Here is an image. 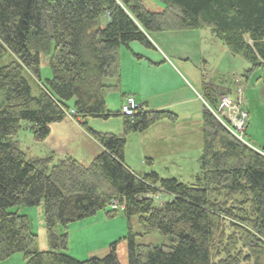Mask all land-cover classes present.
<instances>
[{"label": "trees", "instance_id": "obj_1", "mask_svg": "<svg viewBox=\"0 0 264 264\" xmlns=\"http://www.w3.org/2000/svg\"><path fill=\"white\" fill-rule=\"evenodd\" d=\"M157 1L164 11H149L141 0H0V60L15 58L0 68V263L21 253L24 264H120L117 242L104 258L80 261L68 254L70 227L101 212L114 218L119 212L108 208L116 203L128 220V264H261L264 149L243 143L223 126V116L207 111L198 184L136 174L124 162L127 137L176 116L143 107L134 116L115 113L106 96L120 88L123 46L153 48L148 35L205 28L249 64L247 83L255 72L264 83V0ZM42 56L50 58L53 71L45 82ZM27 73L42 83L38 96ZM107 79L115 83L107 85ZM72 109L102 152L89 166L70 157L28 159L16 140L24 127L30 124L34 140L43 143L51 125ZM113 117L123 119V133H100L86 124ZM163 194L170 200L156 204ZM40 204L47 252L39 251L29 217L11 212ZM153 233L168 242L137 243Z\"/></svg>", "mask_w": 264, "mask_h": 264}, {"label": "rangeland", "instance_id": "obj_2", "mask_svg": "<svg viewBox=\"0 0 264 264\" xmlns=\"http://www.w3.org/2000/svg\"><path fill=\"white\" fill-rule=\"evenodd\" d=\"M141 1L146 9L152 12H162L166 8L157 0ZM100 23L105 26L107 18L102 17ZM148 38L153 48H146L140 43H132L128 47L121 48L120 88L110 91L106 96L108 109L115 113L121 112L124 115L134 116L143 107L147 111H170L176 116L175 121H160L143 133H134L127 137L125 160L137 174H146L147 172L144 171L154 169L163 179H177L188 185L198 184L201 174L199 157L203 148L204 111L211 113L209 110L211 108L215 111L221 110L223 98L228 97L234 101L241 93L243 99L239 101L245 103V110L249 116L247 131L242 139L230 132L243 143L255 149H264V83L259 80L260 72H255L247 83L244 75L250 67L249 64L242 57L228 51L229 49L209 28L154 33L148 35ZM49 59L48 56L41 57L42 82L53 77ZM156 59L160 61L168 59L175 70L170 71L165 64L155 67L153 63ZM14 60L12 55L5 56L0 60V68ZM27 78L33 95L38 96L43 88L42 83L28 73ZM205 86L212 90V93L209 89L205 90ZM207 91L215 95V99L219 101L218 108L210 102ZM123 94L128 97H124L122 104ZM129 99L134 100L137 105L135 111L132 110V113L135 112L133 114H126L123 111ZM72 103L74 102L70 103L71 106H73ZM143 103L145 106L140 107L139 105ZM167 105L171 106L160 110L156 108ZM4 106L5 92L0 90V109ZM65 120H70L79 127L83 126L82 119L77 116L74 109L67 112ZM91 120L101 124L102 133H123L121 117H113L106 121ZM24 128L18 135L22 138V149L26 151L28 144L31 146V150L27 152L28 159L40 158L37 156L40 155L37 149L39 143L34 140L31 125L27 124ZM150 140L154 141V147L157 148V153L153 156L152 168L148 167V158L145 154V151L151 148ZM157 197L158 199H154L156 204L170 200V197L165 194ZM111 207L108 210L112 209ZM117 211L119 213L114 218L108 219L106 216L105 218L114 225L112 230L122 233V237H127L128 220L121 209ZM11 212H18L29 217L32 231L38 237L39 251L47 252L48 240L43 204L36 207H15L11 209ZM134 222V228L140 229L138 221L134 220ZM81 224L86 228H79L72 232V226L70 227L68 254L80 261H86L90 257V251L102 247L105 240L101 234L105 235L108 230L102 226L89 230V218L75 223L73 227ZM167 242L168 240L159 233L137 239V243L145 245H162ZM44 243L46 248L42 250ZM122 246H124V255ZM127 253L128 242L124 239L117 246L120 264L125 257L128 259ZM260 263L264 264V256L261 257ZM0 264H24V256L21 253L16 254Z\"/></svg>", "mask_w": 264, "mask_h": 264}, {"label": "crops", "instance_id": "obj_3", "mask_svg": "<svg viewBox=\"0 0 264 264\" xmlns=\"http://www.w3.org/2000/svg\"><path fill=\"white\" fill-rule=\"evenodd\" d=\"M166 62H169L168 59H165L163 61L160 60H154L153 65L155 64V67H160L162 65L165 64V67H167L170 71H174L175 68L171 65V63L169 62V64H166ZM107 85H113L115 83L114 80L112 79H107L106 81ZM241 92V91H240ZM122 101L121 103L123 104L124 102V97H128L125 96V94L122 95ZM133 97V96H132ZM242 93L241 95H239V97L235 98V101H239L242 98ZM137 99H135L136 101ZM138 102V101H136ZM73 104V103H72ZM141 106H145V104L143 103V105H139ZM171 105H167V106H161V107H156L160 109H166L167 107H170ZM156 108H153L154 110H156ZM205 114V111H204ZM204 116V115H203ZM87 126L91 129L94 130L96 132H100L102 133L101 130L102 126L101 124H99L98 122H94L93 120H87L86 121ZM112 134H114L113 132H110ZM115 134H120V133H115ZM16 140L20 143L21 148H23L22 144V138H20V136H17ZM150 145L151 148H149L147 151H145L146 157L147 159V164L149 168H152V162H153V156L154 153H157V148L154 147L155 143L153 140H150ZM146 144V141H145ZM39 149V156L40 158H47L49 156H56L58 158H64V157H70L73 158L74 160L78 161L79 163H81L84 166H89L93 160L102 152V147L101 145L90 135V133L82 126H78L77 124L75 125L73 122H71L70 120H64L61 123H57V124H53L51 125V133L48 137V139L43 142V143H39V146H37ZM31 150V146L30 145H26V151L23 149V151H25V153L27 154V152H29ZM203 156V148L201 151V155L199 157V164L201 161V158ZM124 162L126 164V166L134 173L137 174V172H135L127 163L126 160L124 159ZM201 169V168H200ZM147 172L146 174H151V173H156L159 175V177L161 178L160 174L154 170V169H150L148 171H144ZM105 214L102 213H98L97 215H95L92 218H89V230L92 229H96L97 226H102L105 229L108 230V233L101 234V237L103 238V240H105V242L103 243L102 247L99 248L98 250L95 251H90L89 252V259L90 258H104L105 256L108 255L109 253V249L110 246L113 243H121V241L126 238V236L122 237V233H118L115 232L114 230V225L111 224V222H109V217L108 219L105 218ZM107 217V216H106ZM134 220L137 219H133L132 220V228L133 231L138 234L140 232V229H136L134 228L135 226V222ZM138 221V220H137ZM85 229L86 227L83 226V224L78 225V226H72V232L76 231L77 229ZM120 237V239L118 240V238ZM46 248L45 243L44 246L41 247L42 250H44ZM122 248V252L124 255V246L121 247ZM128 254V253H127ZM126 256V255H125ZM76 259V258H75ZM78 260V259H77ZM128 259L127 257H125L123 259V261H121V264H127Z\"/></svg>", "mask_w": 264, "mask_h": 264}, {"label": "built area", "instance_id": "obj_4", "mask_svg": "<svg viewBox=\"0 0 264 264\" xmlns=\"http://www.w3.org/2000/svg\"><path fill=\"white\" fill-rule=\"evenodd\" d=\"M236 103V104H234ZM127 106L123 107V111L126 114L135 113V109L137 108L134 100H130L126 103ZM134 109L133 113L132 110ZM211 113L214 116V109L211 108ZM222 111H223V126L227 128L229 131L233 132L239 139L244 137V133H246V126L249 121V116L246 113L243 102L233 101L228 97L222 99ZM74 114V112H73ZM158 199V197H155ZM112 210H124V206H118L116 203L112 204Z\"/></svg>", "mask_w": 264, "mask_h": 264}, {"label": "bare ground", "instance_id": "obj_5", "mask_svg": "<svg viewBox=\"0 0 264 264\" xmlns=\"http://www.w3.org/2000/svg\"><path fill=\"white\" fill-rule=\"evenodd\" d=\"M145 3H146V2H145ZM154 3H155V2H154ZM156 4H157V3H156ZM156 4H155V5H156ZM36 86H37V85H36ZM234 101H235V100H234ZM241 102H242V101H241ZM221 103H222V101H221ZM218 113H219V115L223 116V111H222V109H221V110H218V111H215V110H214V114H215L216 117H218Z\"/></svg>", "mask_w": 264, "mask_h": 264}]
</instances>
